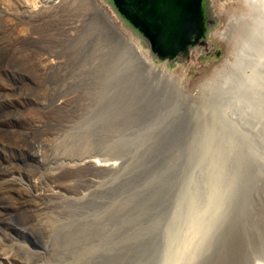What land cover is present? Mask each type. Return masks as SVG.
Here are the masks:
<instances>
[{"label": "rangeland", "instance_id": "374dc122", "mask_svg": "<svg viewBox=\"0 0 264 264\" xmlns=\"http://www.w3.org/2000/svg\"><path fill=\"white\" fill-rule=\"evenodd\" d=\"M10 1L13 9L18 11L19 1L7 0ZM58 1L55 7L34 15L28 25L29 21L26 26L19 27L20 30L26 27L37 32L38 39L24 38L17 45L22 50H31L29 54H50L51 58L61 61L60 69L55 67L47 71L42 65L35 66L32 59L35 54L24 55L22 64L18 62L7 52L9 48L6 45L15 40L14 33H20L19 28L15 32L5 20L0 19L1 31L9 25L5 27L8 30L3 31L4 34L0 33L4 45L0 42V83L2 81L3 85L11 88L22 85L18 89L23 96L21 103L25 106L10 100L0 103L1 121V118L5 119L3 121L14 118L21 128H27L29 121L43 116L46 128L52 129L51 125L55 128L52 122H57V118L59 121L70 112L71 106L76 104L77 91L85 90L87 81L91 82L92 72H96L93 66L101 64L104 54L105 57L111 55L121 35L128 36V41L136 48V44L139 45V51H135L138 55L141 53L144 60L146 52L150 60L147 62L156 68L148 74L150 80L159 72L176 85L178 94L169 100L174 102L175 113L155 119L156 115L150 108L136 110L137 105H134L136 108L126 109L125 123L117 121L116 126L112 125L113 135L109 141L94 136L87 150L97 158L114 160L111 168L95 165L62 169L53 178L34 166L19 170L16 174L26 187V194L61 192L75 195L73 197L78 201L64 205L54 197H44L38 201L44 208L37 217V211L28 210L30 204L11 211L6 218L0 216V230L16 239V242L6 243L0 235L8 257H18L21 264H58L52 253L58 248L57 243L64 230L50 235L47 224L55 214L58 220L64 210L65 213L69 211L72 216L69 215V220L75 221L73 225L88 220V230L80 235L85 234L84 238L79 239L92 241L88 258H74L64 253L68 264H238L243 250L244 254L259 257L260 263L264 264V235L259 239L249 238L246 230V227L262 230L264 221V1L258 5L259 10H249L247 13L250 15L230 16L221 8L237 0H202V34L198 42L188 46L186 56L180 53L162 59L151 52L138 33L119 19L107 0ZM104 13L107 19L101 17ZM67 21L74 22L72 29L62 27L67 26ZM249 23L253 25L252 34L245 33ZM6 31L11 35L7 37ZM216 32L225 33L227 37L218 40ZM233 32H237V39L232 40L231 47ZM10 38L13 39L11 42ZM228 39L229 50L225 45ZM93 49L101 50V56H93ZM81 65L86 67L78 72L82 82L79 80L72 87H63L58 82L60 74L75 71ZM6 68H12L14 73L8 75ZM131 68L141 69L139 60L132 59L119 68L118 80L111 84V92L106 81L104 94L109 92L112 95L108 96L114 100L115 108L140 98L138 94L118 93L122 91L120 87L125 85L123 78ZM31 78L34 83H31ZM163 80L164 76L147 98L148 103L166 98ZM64 97L71 101L57 112L54 104ZM188 104V117L184 118L190 123L176 135L174 125L182 118ZM4 124L3 128L6 126L9 131L5 139L13 145L10 150L13 164L18 167L29 163L28 155L35 150L34 146L44 145L46 141L44 132L26 130L23 134L24 131L19 130L18 133L10 131L8 122ZM15 143L22 145L24 152L20 153ZM93 178L96 182L91 181ZM12 189L19 192L14 187ZM0 205L3 209H12L1 194ZM94 216L101 218L97 217L99 223L90 221ZM241 221L246 227L238 242L234 234ZM246 236L249 240L244 246ZM222 242L226 243L224 247Z\"/></svg>", "mask_w": 264, "mask_h": 264}, {"label": "bare ground", "instance_id": "6f19581e", "mask_svg": "<svg viewBox=\"0 0 264 264\" xmlns=\"http://www.w3.org/2000/svg\"><path fill=\"white\" fill-rule=\"evenodd\" d=\"M18 1H19V5H20V8L18 11H15L13 9V7H12L13 3H11L12 1L7 2V0H6V1L0 2V19L5 20L6 23H8L11 26L10 29L14 30L15 32H17L16 28L18 29L22 25H25L29 20L31 21V19L33 18L34 15H36L40 12L45 13L46 12L45 10L48 11L50 9V7H55L56 2H58V3L60 2L58 0H18ZM116 1L119 4L120 9L124 13V15L127 16L128 18H130V20L135 25H138V27L140 29H142L144 36L146 37L144 39V41L146 42L149 49L152 50L157 57L167 58L170 54L175 53V52H177L176 55H178L180 53L184 54L183 51L186 50L185 45H186L187 40H188L187 25H189L193 22V20L191 21L190 18L193 17V15H194V11L192 9H189V8L197 6L199 0H165L167 2V7L169 10H168V13L165 15L166 24H164V25H162V24L157 25V24H155V22H153L150 19H146L145 20L146 22L143 21V19L139 15H137V13L132 11L133 0H116ZM263 1L264 0H237L236 2H233L232 4H229L226 8L225 7L221 8V11H226V13L230 16L232 14L233 15L234 14L235 15L236 14H239V15L243 14L244 15L245 14V16H246V14H249V13H247L249 10H253V9L256 10L257 8L259 10L258 5ZM263 7H264V5H263ZM257 11H256V13H258ZM259 14H261V13L259 12ZM261 15L263 16V14H261ZM30 21L27 23V25L30 23ZM35 23H36V20H35ZM9 25H7V26L9 27ZM74 25H75L74 22L71 21V22L67 23V26L63 25L62 27L66 30V29H72L74 27ZM7 26H5V27H7ZM25 26H23V27H25ZM251 26H253L251 23L246 25V32H245L246 34H248L249 32L252 34ZM5 27L2 29V31H1L2 27H0V31H1L0 33H2L5 30H8ZM25 28H21V30L22 29L24 30V31L22 30L23 32L19 28L18 31L20 33H18V32L14 33L16 36L13 34V31L10 30L12 32V35L15 36V37H13L15 40L13 42H11L13 39L11 40V38H10L9 41L11 43L6 45V48H9V50H7V52L10 53L12 55V57H15V59L18 62L21 61V64L23 62L22 59H24L22 56H24V55L27 56V54H29L31 52V50H29V51L28 50L27 51L22 50L21 47L19 45H17V43L21 44L20 41L24 40V38L25 39L27 38L29 40L38 39L37 38L38 37L37 32L32 31V30L29 31L28 29H25ZM7 32L8 31H6V34H7ZM4 33L5 32H3V34ZM123 33H125V32H123ZM9 34H10V32H9ZM9 34H7L6 36L8 37ZM5 35H3V36H5ZM125 35H126V33H125ZM44 37H46V36L44 35ZM224 37H227V35L225 33L216 32V39L222 40ZM250 37H251V35H250ZM236 39H237V32H233L231 37H230L231 47H233V41H235ZM246 39H247V37H246ZM230 41L228 39L227 43L225 44V45H228V47H227L228 50L230 49V44H229ZM239 41H241V40H239ZM0 42H1V40H0ZM31 43H32V41H31ZM83 43H85V42H83ZM246 43H247V41H246ZM1 44L3 45V41L1 42ZM26 44H27V42H26ZM241 44L242 43H240V46H241ZM136 45H137V48L136 47L135 48L137 50L140 47L138 44H136ZM237 45L238 44L234 45V47ZM21 46H23V45H21ZM137 51H139V50H137ZM259 51H261V50H259ZM65 52H67V51H65ZM43 53H45V52H43ZM94 53H95V49H93V54H92L93 56H94ZM144 53H145L144 58H146L145 60L146 61L148 60L150 62V60L147 58L148 56L146 57V55H147L146 52H144ZM32 54L33 55L35 54L34 58H32L35 62V66L37 64H38V66L42 65L43 69H45L47 71L48 70L50 71L51 69H55V67L56 68L59 67V69L61 68L60 67L62 64L61 61L55 60L54 58H51L50 54H46V55L41 54V53L40 54L32 53ZM32 54H29V55H32ZM140 55H141V53H140ZM90 60L92 61L91 58H90ZM85 62L87 63V61H85ZM102 62H100V63L102 64ZM150 64H152V63H150ZM23 66L26 67L28 65H23ZM86 66L88 67V65H86ZM93 67L96 68V72H92V71H94L93 69H92V71L90 70L93 73V75L91 73H89L92 75L91 82L84 79L85 81H87V86H85L86 88H84L85 90H82L79 92L77 91V93L75 94V95H77V98H75V100L77 99L76 104L74 106H71V108L72 107L73 108L71 110H69L70 112H68L66 117H64V118L62 117L61 119H59V121L57 118V122H52V124L54 123V125L56 126V127L54 126L55 128H53V126L51 125L50 128H52V129L48 130L46 128V122L44 121V119H42L43 116L41 118L36 117V119L34 118L35 117L34 116L33 117L34 119L31 122L29 121L30 124L28 125L27 128H25V127L21 128V126H19V123L17 122V120L14 118H8V121H3L5 119L1 118L2 121L0 120V194L4 197V200L7 201L11 205L12 209L6 210V209H3L2 206L0 205V216L6 218V215L9 214L11 211L20 210V208L30 204L28 206V210L30 212L37 211L36 212V217H37L38 214L40 212H42V209L44 208L42 206V204L39 203L38 201L44 197H46V198L47 197H54V198L58 199L60 202H62V204L71 203V202L74 203L75 201H78V199L76 197H73L75 195H73V196L70 195L71 197H73V198H71L69 196V194L61 193V192H47V193H40V194H37L34 192H29L28 194H30V195L26 194V192H25L26 187L19 181L16 173L19 170H22L27 166H34L35 168L38 167L40 172L45 173L50 178L51 177L53 178L55 175L57 176L58 172H60L62 169L63 170L64 169L65 170H71V169H75L78 167L82 168L83 166L86 167V166H95V165L106 166V167L111 168L110 166H112L115 163L114 160H110V159H106V158H97L96 157L97 155L89 153V150H87L88 146H90V144L92 143L94 136L102 138L103 141H109V139H111V137L113 135V126L114 125L116 126L117 121L119 123L122 122L123 119L125 118L124 115L127 116V113H125V111L123 112L124 114L121 113L123 111V109H121L120 105H119V109L114 107V104H113L114 100H112L108 96V95H111L109 92H107V95L104 94V86L107 87V85H106L107 79L100 77L97 74L98 67H96V66H93ZM80 68L84 69L86 67H85V65L84 66L81 65V67L79 66V68H77V69L75 68V71L70 70L68 72L62 73L63 75L60 74V76L58 78V82H60V84L63 87L66 85H71L69 87H72V85L78 84L79 80L80 81L82 80V78L79 79V73L78 72H81ZM2 70H4V69L2 68ZM5 70H6V72L9 71L8 75H9V73L10 74L14 73L12 68H11V70H10V68H6ZM62 70H64V68L61 69L60 71L62 72ZM77 70H79V71H77ZM2 72L4 75V71H2ZM6 72H5V74H6ZM88 72L86 74H88ZM94 73H96L97 76H95ZM64 74H66V75H64ZM4 76H1V77H4ZM35 76H38V75H35ZM82 76H84V75H82ZM38 77H40V76H38ZM20 79H21V77H20ZM88 79H89V77H88ZM8 80H9V78H8ZM39 80L37 82H39ZM31 81H32L31 83H34L32 78H31ZM31 83H30V85H31ZM81 84H83V83H81ZM21 86L22 85H20L17 88L16 87L11 88V86L8 87L6 85H3L2 81H1V83H0V103H4L6 100H10V101H13L14 103H16L17 105H21L22 104L21 102L23 100V98H22L23 96L22 97L20 96L19 89H18ZM46 86H48V85H46ZM28 87H30V86H28ZM55 87H56V85H55ZM24 88H25V86H24ZM32 88H34V86H32ZM37 88H39V87H37ZM27 91H28V89H27ZM21 94H22V92H21ZM114 97H116V96H114ZM69 101H71L69 97H66V98L64 97V98H61L60 100L57 99L55 104H54L56 111L58 112L57 109L62 110L61 107L65 104H67ZM39 105L44 106L42 104H39ZM49 105H51V104H49ZM50 107H52V106H50ZM27 109H29V108L27 107ZM34 109H36V108H34ZM39 109H40V107H39ZM39 109H38V111H39ZM116 109L119 110V113L116 111ZM9 110H10V108H9ZM46 114H47V112H46ZM20 115H23V114H20ZM16 116L17 115H15V117ZM23 117H24V115H23ZM4 118H6V117H4ZM49 118H48V121L50 120ZM30 119H31V117H30ZM28 120H27V122H28ZM6 122H8V125L10 126V129H11L10 131H13V132L16 131V132L20 133L19 130L24 131V133L21 132L23 134H25L26 130L27 131H32V130H40L41 131L42 130L44 132L45 138L44 137L43 138L46 139V141H45L44 145L38 144V145L34 146L35 150L33 152H31L30 155H28V156H30V162L29 163L26 162V164L24 163L25 165H22V166L18 165V167L15 166L16 163L13 164V162H12L13 160L11 159L12 156L10 155V150L13 149V145H12V143H8L6 141L5 136L9 131H7L8 129H5L6 126L3 128V126L5 125L4 123H6ZM40 131H38V132H40ZM43 132H42V134H43ZM11 134H12V132H11ZM11 134H9V135H11ZM42 134L40 136H43ZM44 139H42V140H44ZM17 144H18V142H17ZM16 149L18 151H20V153L24 152V150H25V148H23L22 145H17ZM13 153L15 154V152H13ZM74 173H75V171H74ZM81 175L84 176L83 174H81ZM93 180H94V182H96V180L94 178L91 181H93ZM13 187L16 188L17 190H19V192L16 193V191H14L12 189ZM35 190H37V189H35ZM50 190H53V189H50ZM68 212L69 211H67L65 213L64 210H62V212L60 214V218L58 220H57V218H58L57 214L51 216V218L49 219L48 224H47L48 233L50 235L57 233L59 230H62V229L64 230L63 231L64 235H63L62 239L57 243L58 248H55L54 252L52 253V257L58 261V264H68L67 260L65 259L64 253H67L71 257H74V258L80 257V256H86L87 257L89 254L88 252H89V248H90V242H92V241H90L91 239H89V240L83 239V241L79 239L82 236H84L85 234H83L82 236H80V235L83 232L85 233V231L88 230V226H89V222H87L88 220H82V222H79V223H76L75 225H73L75 221H73V219L71 220L72 222L69 220V217L71 215ZM67 213H68V215H66ZM97 217H99V216H97ZM97 217H95V216L91 217L93 219H91L90 221L92 223H95V224L99 223L101 218L99 217L100 218L99 219ZM237 222H239V220H237ZM241 223H242V221L240 222V224ZM235 224H236V222H235ZM244 229H245V227L241 224L240 226H238L237 231L234 234L237 237L238 242L241 241V236L244 233ZM235 230H236V228H234V231ZM100 231H101V228H100ZM0 235H2V240H4L6 243L16 242V239L14 237H12L11 235L9 236L7 234L8 235L7 236L4 230H0ZM82 238H84V237H82ZM245 241H246V239H245ZM245 241H244V244H245ZM1 244L5 245V243L0 241V264H21L18 257H16V259H10L7 255L6 251H5V248ZM225 245H226V243L222 242V246L224 247ZM241 246H243V244ZM219 249H221V248H219ZM217 252H218V250H217ZM231 259L233 260V257ZM254 264H261L260 259L256 258L254 261Z\"/></svg>", "mask_w": 264, "mask_h": 264}, {"label": "water", "instance_id": "95a60500", "mask_svg": "<svg viewBox=\"0 0 264 264\" xmlns=\"http://www.w3.org/2000/svg\"><path fill=\"white\" fill-rule=\"evenodd\" d=\"M107 1L111 5L113 12L117 14L119 19L126 26L131 28V30H134L136 33H138L143 39L146 38L144 36L142 29H140L138 25H135L130 20V18L124 15V13L120 9V6L116 0H107ZM201 3H202V0H199L197 6L189 8L194 11V15L193 17L190 18V20L191 21L193 20V22L187 25L188 40L185 45L186 50L183 51V53H185V56L187 55L188 46L191 44L197 43L202 34ZM132 8H133L132 11L137 13V15H139L143 19V21H145L146 19H150L153 22H155V24L157 25L166 24L165 15L168 13L169 9L167 7V2L165 0H133ZM105 16L107 19L108 17L106 14ZM113 49H114L113 52L108 57L107 56L105 57V54L103 55V58H104L103 63L98 66L100 77L106 78L109 82V85H110L109 92H111V86H112L111 84L117 78L119 68L123 64L129 63L130 61H132V59H135V60H139V63L141 65V69H132V68L130 69L126 77L123 78L125 85L120 87L122 88V91L118 92L119 95L121 93L138 94L140 98L138 100L131 99L129 103L124 102L123 105L121 104V108L124 111H126V109L129 110V108L130 109L136 108L134 107V105H137L136 110L150 108L151 111L154 112L156 115L155 119H158V118L161 119L162 117H166L168 115L174 114L175 113L174 112V102L169 101V100L174 95L178 94V90H177L176 85L171 80H168L169 77L162 75L161 73L158 72V74H155L154 78L150 80L148 74L156 70V68L136 53L135 46L128 41L126 36L121 35L119 39L115 42ZM151 52L154 54L152 50ZM101 54H102L101 50L95 49L94 56L99 57L101 56ZM176 54L177 52L172 53L167 58H172L176 56ZM157 58L162 59L164 57H161V58L157 57ZM162 76H164V80L162 83L167 93L166 98L164 99L162 98V100H157L155 102L151 101L148 103L147 98H149L154 93L156 89V85L159 83V80L161 79ZM117 105L119 104L117 103ZM189 107L190 105L188 104L184 111L182 118H180L179 121L176 122V124L174 125V129L176 131L174 132L175 134L178 133V131L186 129L187 126L189 125L190 123L189 119L185 120V118L188 117ZM130 118L131 117H129V119ZM120 123H125V120L123 119V121ZM243 226L246 227L245 225ZM261 229L262 230H252L246 227V230L248 231L247 234L249 235L248 237L249 238L252 237L256 239L261 238V236L264 235V221L262 222ZM248 237L246 236V241H245L244 246L247 244L249 240ZM240 256L242 258L240 262H238V264H254L255 259L259 258L252 254L251 255L244 254V250H243V253L241 252Z\"/></svg>", "mask_w": 264, "mask_h": 264}, {"label": "trees", "instance_id": "16d2710c", "mask_svg": "<svg viewBox=\"0 0 264 264\" xmlns=\"http://www.w3.org/2000/svg\"><path fill=\"white\" fill-rule=\"evenodd\" d=\"M103 15H104V16H103ZM103 15H101V17L104 18V19H106L105 13H104Z\"/></svg>", "mask_w": 264, "mask_h": 264}]
</instances>
